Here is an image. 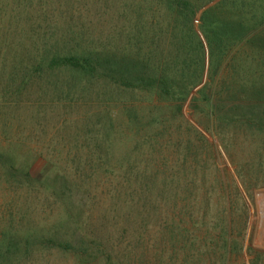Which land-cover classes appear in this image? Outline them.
Segmentation results:
<instances>
[{
  "label": "trees",
  "instance_id": "trees-1",
  "mask_svg": "<svg viewBox=\"0 0 264 264\" xmlns=\"http://www.w3.org/2000/svg\"><path fill=\"white\" fill-rule=\"evenodd\" d=\"M88 1L75 0L73 5L81 8ZM99 1L101 11L120 17L104 25L110 31L102 37L80 33L79 29L84 27L68 20L66 27L57 25L58 20L68 16L65 12L58 13V20L52 13L30 14L25 22L13 10L1 15L0 116L4 109L20 107L29 91L40 88L42 96L43 86L48 91V87L58 83L69 85L70 80L80 81L84 89L102 85L114 92L149 93V103L157 105L156 118L162 120L154 129L160 145L172 153L181 150L191 155L182 159L164 155L166 170L151 169L147 160L144 169L137 171V160L129 158L130 155L124 159L116 155L73 158L66 170L59 161L55 175L47 176L43 167L50 161L42 149L35 165L30 166L32 163H26L27 159L21 162L19 145H5L0 139V184L14 185L19 190L41 188L51 192L57 203H64L74 190L76 194L84 190L89 200L96 198L95 203L100 205L97 214L101 217L94 220L90 210L92 231H84L85 222L76 201L67 199V216L75 223L74 227L57 226L53 232L29 231L23 235L14 228L4 231L0 233V264H20L40 251L57 253L74 264H216L217 256L222 264H231L233 254L243 247L244 233L233 236L230 208L233 202L222 178L225 171L219 168L206 134L185 117L184 105L192 90L204 80L207 56L208 72L213 79L216 67L224 64L229 54L250 56L248 59L261 57L264 64V0H93L92 3L96 5ZM198 15L199 28L194 25ZM40 19L47 22L45 26H35ZM21 22L28 28H22ZM60 74L69 77L53 82V77ZM45 79L49 84L42 85ZM215 82L203 86L205 107L201 108L196 97L193 117L218 137L247 188L263 186L261 182L247 183L233 160L232 144L239 127L232 132L230 126L233 122L247 125V120L262 121V112H246L238 104L262 99V93L247 88L246 94L241 89L232 93L225 89V82ZM55 86L62 91L71 88ZM209 88V94L205 93ZM211 93L219 95H215L216 100ZM229 103L234 107H227ZM109 116L113 124L111 132L117 134L119 127L114 124L112 114ZM253 130L259 135L264 125L258 123ZM104 136L106 142L109 138L114 141L110 133ZM202 145L207 147L220 173L213 178L203 172L199 180L197 175L190 177L184 166L188 164L187 158L196 157ZM110 146L116 150L111 141ZM219 152L220 155L222 151ZM41 162L42 170L37 168ZM70 168L75 169L73 174H68ZM196 179L202 180V187L194 184L192 188ZM103 219L105 225L98 231V222ZM126 221L131 228L125 227ZM110 223L117 228L123 226L120 230L111 229L114 232L105 231L106 225L112 227ZM60 230L68 234H60Z\"/></svg>",
  "mask_w": 264,
  "mask_h": 264
},
{
  "label": "rangeland",
  "instance_id": "rangeland-1",
  "mask_svg": "<svg viewBox=\"0 0 264 264\" xmlns=\"http://www.w3.org/2000/svg\"><path fill=\"white\" fill-rule=\"evenodd\" d=\"M24 2L23 0H0V21L1 15L4 16L10 10L15 11L21 17L20 20H24V22L30 14L37 16L44 12L52 13L58 20V13L65 12L68 13V16L64 20H58L57 25L66 27L65 20H68L70 23L84 27L79 29L80 33L88 32V34L102 37L110 31L107 28L104 29L106 23H111L113 19L120 20L116 13L110 14L111 12L101 11L100 1L95 5L92 3L93 0H89L81 8H75L73 5L75 0H24ZM24 22H21L20 25L23 26L22 28H28V26L24 27ZM46 23L43 19L36 20L35 26L43 27ZM194 25L200 27V15L196 18ZM26 34H28L27 31ZM236 51L233 50V53ZM229 55L230 58H226L224 64L221 63L216 67L213 73L215 79L211 78L208 72L210 59L207 56L204 80L192 90L184 105V115L206 134L214 148L219 168L225 171L222 178L233 202V206L230 207L233 213L231 219L234 227L233 236L239 237L240 232L244 233L243 247L233 254L231 264H264V185L253 189L247 188L238 174L236 164L228 158L220 146L218 137L206 131L193 117V109L198 102H196V97L199 99L201 108L205 107L206 95L202 96L204 93L202 89L205 84L212 81L219 84L225 82L227 84L225 89L232 93L239 92L241 89L240 92L246 94L245 88L249 91L261 92L262 99L253 98L251 102L239 101L238 104L246 112H262V121L247 120V125L233 122L230 126L232 132L235 131V127H239L234 144H232V153L233 160L238 163L245 181L247 183H264V131L258 135L253 130V127L258 123L264 125V64H262L261 57L255 56L248 59L247 57L250 56ZM67 77L69 76L65 74L55 75L52 81H65ZM42 81H44L41 82L42 85L49 84L47 79ZM79 82L70 80L69 85L55 84L64 87L71 86L64 91L55 85L48 87L47 91V87L43 86L44 95L42 96L40 88H35L25 95L20 107L3 110V114L0 116V139L5 145L9 143L19 145L17 150L20 149V151L17 152L20 154L21 162L27 159L26 163H32L30 166L35 165L38 153L42 149V154L48 156L49 163L52 162V164L45 163L43 167L48 176L55 175V172L58 171L59 161L63 170H66L64 168L72 164L70 160L73 158L116 155V158L124 159L130 155L129 158L137 160L135 163L137 171L141 167L144 169L147 160L150 162L151 169L166 170L164 155L181 159L191 155L187 153L188 151L181 150L179 153H172L160 145L159 138L154 134V129L157 127V123L160 124L162 120L156 118L157 105L154 102L149 103V93L120 90L114 92L110 88L106 90L102 85L84 89ZM72 86L81 89L77 90ZM209 90L210 88L205 93L209 94ZM215 95L211 93L210 96L216 100ZM118 101H122V103L116 104ZM227 107L231 108L234 105L229 103ZM109 114H112V118L115 119L114 124L119 127L117 134L111 132L110 127H113V124H111ZM202 121L205 122V119ZM107 132L115 137L114 141L109 138V143L106 142L104 135ZM110 141L111 144L116 145L115 151L110 148ZM231 143L233 142L231 141ZM183 147L186 148L185 143ZM202 147L195 158H187L188 164L184 166V170L190 171L188 173L190 177L197 175L199 180V175L203 172L214 178L220 172L215 168V160L207 147L204 145ZM219 149L220 152L222 151L220 155L217 153ZM42 166L43 162L37 168L40 167L42 170ZM73 172H75L74 168L68 170V174H73ZM199 180H193L192 188L194 184L203 186L202 180ZM70 194L65 198L76 201L75 206L82 213V221L85 222L83 224L84 231H92L93 223L89 214L90 210H92L94 220L101 219L97 214L100 205L95 203L96 198L89 200L88 193L84 190H78L77 194L74 190V193ZM50 195L51 192H46L41 188L39 190L24 188L19 190L14 185L0 184V233L11 231L14 228L15 231L21 230V235L29 231L32 234H38L47 230L53 232L57 226L74 227L75 223L69 221L67 216L69 202L65 200L64 203H57ZM218 200L222 201L219 198ZM99 221L97 230L101 231L99 227L104 226L105 221L104 219ZM110 221L112 220L109 219ZM110 226L112 227L106 225L104 230L114 232L117 228L114 223H110ZM122 226L123 224H120L117 230H120ZM125 227L131 228L132 226L126 221ZM58 232L68 234L65 230ZM220 253L218 248V254L220 255ZM20 264H74V262L66 261L64 257L54 252L40 251ZM216 264H222L219 256H217Z\"/></svg>",
  "mask_w": 264,
  "mask_h": 264
}]
</instances>
